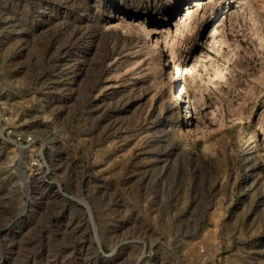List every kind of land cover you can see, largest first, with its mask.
Returning a JSON list of instances; mask_svg holds the SVG:
<instances>
[{"label": "rangeland", "instance_id": "rangeland-1", "mask_svg": "<svg viewBox=\"0 0 264 264\" xmlns=\"http://www.w3.org/2000/svg\"><path fill=\"white\" fill-rule=\"evenodd\" d=\"M5 115L0 264H264V0H0Z\"/></svg>", "mask_w": 264, "mask_h": 264}, {"label": "built area", "instance_id": "built-area-1", "mask_svg": "<svg viewBox=\"0 0 264 264\" xmlns=\"http://www.w3.org/2000/svg\"><path fill=\"white\" fill-rule=\"evenodd\" d=\"M6 124L5 132L7 136L13 139L17 145H23L27 154L28 167L36 174L42 173L47 166L45 159V146L41 144L40 140L36 139L33 134H25L24 132L17 131L11 124L9 116H1L0 123Z\"/></svg>", "mask_w": 264, "mask_h": 264}, {"label": "bare ground", "instance_id": "bare-ground-1", "mask_svg": "<svg viewBox=\"0 0 264 264\" xmlns=\"http://www.w3.org/2000/svg\"><path fill=\"white\" fill-rule=\"evenodd\" d=\"M229 3V1H228ZM229 4H227L228 6ZM210 32V36L213 37V38H216L217 34L220 33V26L218 24V22L216 21L215 22V25L212 24L208 30V32ZM202 59V55H196V58L194 59L193 63L191 66L189 67H186V71H187V75H193L196 71V69L200 66V61ZM187 92V88L185 85H181L179 86V93H180V96L183 97ZM263 143H264V135H263Z\"/></svg>", "mask_w": 264, "mask_h": 264}, {"label": "water", "instance_id": "water-1", "mask_svg": "<svg viewBox=\"0 0 264 264\" xmlns=\"http://www.w3.org/2000/svg\"><path fill=\"white\" fill-rule=\"evenodd\" d=\"M209 30V29H208Z\"/></svg>", "mask_w": 264, "mask_h": 264}]
</instances>
